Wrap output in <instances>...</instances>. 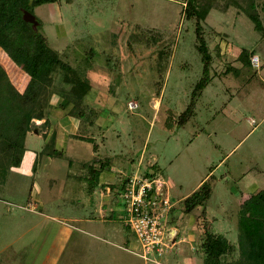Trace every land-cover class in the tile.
<instances>
[{"label":"rangeland","instance_id":"374dc122","mask_svg":"<svg viewBox=\"0 0 264 264\" xmlns=\"http://www.w3.org/2000/svg\"><path fill=\"white\" fill-rule=\"evenodd\" d=\"M183 5L56 0L33 7L49 45L91 83L86 101L98 113L97 146L77 140L56 147L62 156H37L45 141L27 133L23 161L0 185V264H156L132 253L140 249L121 196V181L150 163L174 204L167 225L175 239L152 258L204 264L203 224L237 249L238 205L264 189V35L235 7L212 8L201 22L209 80L198 90L203 62L195 19ZM241 50H252L258 64L238 61ZM57 98L47 90L42 108ZM102 163L110 176L99 174ZM204 180L212 188L200 217V206L186 212L181 203Z\"/></svg>","mask_w":264,"mask_h":264},{"label":"trees","instance_id":"16d2710c","mask_svg":"<svg viewBox=\"0 0 264 264\" xmlns=\"http://www.w3.org/2000/svg\"><path fill=\"white\" fill-rule=\"evenodd\" d=\"M55 1L0 0V48L28 75L23 91L19 92L0 65V185L4 184L10 169L20 166L26 151L25 137L33 129L34 119L45 117L42 99L47 90L53 88L58 97L57 107L78 120V132L81 135L76 137L87 141L91 139L86 135L98 113L86 101V95L91 90L89 79L79 74L76 66L69 63L66 54L60 55L49 45L40 30L41 22L38 18L36 28L22 19V10L33 14L34 6ZM183 4L185 15L195 19L197 50L201 55L204 73L197 87L201 90L209 80L206 73L211 59L201 25L208 12L212 8L226 11L228 7H235L252 21L254 29L263 36L264 25L260 12L264 13V4L261 0H183ZM253 55L252 50H241L237 59L247 65L251 64L250 57ZM45 122L46 120L43 124ZM62 152L56 148L52 136L36 154L62 156ZM102 164L100 172L105 170L104 163ZM157 173L156 163H151L143 175L152 179ZM124 181L125 179L121 181L122 189ZM211 188V181H202L183 199V210L189 212L200 206L199 216L205 217ZM173 208L174 204L170 212ZM236 228L237 251L223 235L208 231L202 225L198 238L199 248L204 254V264H264V189L241 199L236 213Z\"/></svg>","mask_w":264,"mask_h":264},{"label":"built area","instance_id":"2783aa9c","mask_svg":"<svg viewBox=\"0 0 264 264\" xmlns=\"http://www.w3.org/2000/svg\"><path fill=\"white\" fill-rule=\"evenodd\" d=\"M251 63L258 64L257 56H252ZM135 105L128 103L129 108ZM157 182L156 177L151 179L141 172L134 173L125 178L121 196L126 214L125 224L133 231L140 249L132 253L145 261L163 264L151 255L161 256L173 248L175 239L171 233L174 231L167 225L173 203L167 194H163Z\"/></svg>","mask_w":264,"mask_h":264},{"label":"crops","instance_id":"0c3cea01","mask_svg":"<svg viewBox=\"0 0 264 264\" xmlns=\"http://www.w3.org/2000/svg\"><path fill=\"white\" fill-rule=\"evenodd\" d=\"M0 65L5 69L9 79L11 80L13 85L16 87V89L19 92H22L28 81V75L24 73L17 65H15L14 62L6 55V53L1 48H0ZM57 99H54V101L51 104H49V106L45 110L43 109L45 113L44 118L34 119L35 127L31 131L34 132V134H36L43 141H47L53 136L54 144L57 148L61 146L65 147L66 144H68V142H72L71 143L72 145L73 141H77V140L84 141L76 137L78 135H81L78 132L79 131L78 130V120L64 113V111L61 108L57 107ZM45 120L46 122L43 124ZM95 126L96 125L94 122L89 127V131L86 136L91 138L90 139L91 141L86 140L87 142H92L93 132H91V130H94ZM27 133L29 134L30 132H27ZM92 143L95 144V142H92ZM95 146H97V144H95ZM25 155H26V151H25L24 156ZM100 174L101 176L103 175L104 177L111 175L110 171H107V170L101 171ZM108 199L109 197L107 196L104 197V200L102 203L104 204L107 203Z\"/></svg>","mask_w":264,"mask_h":264},{"label":"water","instance_id":"95a60500","mask_svg":"<svg viewBox=\"0 0 264 264\" xmlns=\"http://www.w3.org/2000/svg\"><path fill=\"white\" fill-rule=\"evenodd\" d=\"M22 19L26 22L31 23L33 28H36L38 21L36 19V17L34 16V14L30 13L27 10H22Z\"/></svg>","mask_w":264,"mask_h":264}]
</instances>
